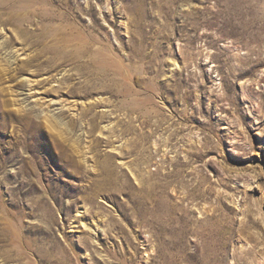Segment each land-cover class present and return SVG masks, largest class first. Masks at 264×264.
<instances>
[{"label":"rangeland","instance_id":"374dc122","mask_svg":"<svg viewBox=\"0 0 264 264\" xmlns=\"http://www.w3.org/2000/svg\"><path fill=\"white\" fill-rule=\"evenodd\" d=\"M263 263L264 0H0V264Z\"/></svg>","mask_w":264,"mask_h":264},{"label":"bare ground","instance_id":"6f19581e","mask_svg":"<svg viewBox=\"0 0 264 264\" xmlns=\"http://www.w3.org/2000/svg\"><path fill=\"white\" fill-rule=\"evenodd\" d=\"M64 54V53H63ZM55 143V142H54ZM59 148H62L63 149V145H61L60 143H59ZM149 251H147L146 250V253H148ZM155 254H157V252H156V250L155 249H153V250H151V252L148 254V257H147V261L149 262V261H153L155 258H156V256H154ZM264 264V263H263Z\"/></svg>","mask_w":264,"mask_h":264}]
</instances>
